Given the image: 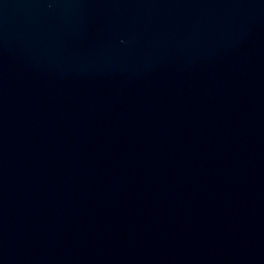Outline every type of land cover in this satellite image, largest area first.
Here are the masks:
<instances>
[{
    "label": "water",
    "instance_id": "obj_1",
    "mask_svg": "<svg viewBox=\"0 0 264 264\" xmlns=\"http://www.w3.org/2000/svg\"><path fill=\"white\" fill-rule=\"evenodd\" d=\"M0 264H264V0H0Z\"/></svg>",
    "mask_w": 264,
    "mask_h": 264
}]
</instances>
